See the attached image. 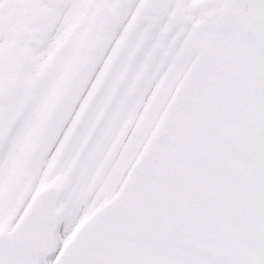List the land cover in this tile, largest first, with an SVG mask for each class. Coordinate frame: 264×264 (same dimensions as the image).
Returning a JSON list of instances; mask_svg holds the SVG:
<instances>
[{
    "label": "snow or ice",
    "instance_id": "6c2138e0",
    "mask_svg": "<svg viewBox=\"0 0 264 264\" xmlns=\"http://www.w3.org/2000/svg\"><path fill=\"white\" fill-rule=\"evenodd\" d=\"M0 264H264V0H0Z\"/></svg>",
    "mask_w": 264,
    "mask_h": 264
}]
</instances>
